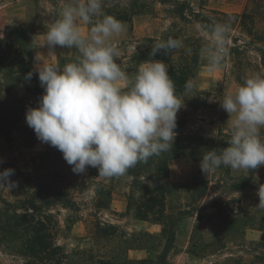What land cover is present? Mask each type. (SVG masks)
Returning a JSON list of instances; mask_svg holds the SVG:
<instances>
[{"label":"rangeland","instance_id":"obj_1","mask_svg":"<svg viewBox=\"0 0 264 264\" xmlns=\"http://www.w3.org/2000/svg\"><path fill=\"white\" fill-rule=\"evenodd\" d=\"M69 0H0V35L7 26L31 23L37 30L32 37L33 67L35 55L44 54L46 60L60 64L75 58L76 50L57 46L48 53L46 48H33L43 39L48 27L58 18L62 7ZM246 0H103L106 14L119 19L125 31L114 37L119 50L116 62L130 76L144 61H137L141 53L149 59L151 47L169 37L183 41V47L175 49L168 66L189 56H198L195 74L188 82L193 90L184 98V106L177 118H184V131L204 138H217L223 131L230 134L228 113L219 100L239 86L236 74L239 60L259 63V55L252 46L264 48V40L249 34L240 24V14ZM208 18L213 23L228 22L227 55L219 66L209 70L204 59L206 37L198 28L194 15ZM87 33L90 25L80 24ZM264 33V18L255 27ZM233 39L236 40L234 44ZM247 42L250 44L247 45ZM247 45V46H246ZM240 47V53L230 48ZM40 52V53H39ZM145 52V53H144ZM152 59V58H151ZM159 60V59H157ZM264 73V68H262ZM193 95V96H192ZM200 104L194 108L193 104ZM6 103L0 98V124L9 126V134L0 130V171L14 169L9 179L15 187L0 186V195L8 200L26 197L34 193L37 198L58 199L51 210L58 221L54 229V241L60 245L68 259L76 260L74 253L91 252L94 255L115 256L119 260L129 258L128 249H144V264H157L166 241L163 221L151 215L148 220L137 218L134 207H128V196L137 194L138 186L127 174L120 177L102 178L96 168L88 167L85 173L76 174L56 148L27 136L31 128L25 121L15 120L14 115L2 116ZM196 152L186 149L182 155L169 161V174L164 182L170 187L166 200V214L174 221V242L168 252L166 264H261L257 261L255 243L264 242V211L255 207L258 203L256 190L264 186V165L255 170L234 171L221 166L204 177L208 181L204 195L198 196L194 175L200 169V161L194 160ZM252 180L244 193L232 184L243 176ZM150 185L148 176L141 178ZM103 193L97 192L98 187ZM214 204H220L216 209ZM183 212V213H179ZM236 220L231 226L230 221ZM239 220V221H238ZM247 224H243L244 221ZM157 224L158 229L147 228ZM105 231L109 234L106 235ZM179 232V233H178ZM181 232V233H180ZM179 234V235H178ZM182 234V237H181ZM24 236L0 235V264H24L21 253Z\"/></svg>","mask_w":264,"mask_h":264},{"label":"clouds","instance_id":"obj_2","mask_svg":"<svg viewBox=\"0 0 264 264\" xmlns=\"http://www.w3.org/2000/svg\"><path fill=\"white\" fill-rule=\"evenodd\" d=\"M80 24L90 25L87 33ZM198 28L206 37L202 52L211 70L227 55L230 24ZM125 30L119 19L104 12L103 0H69L33 47L48 53L57 46L76 50L75 58L63 65L40 52L35 55L34 72L44 91L38 106L25 112L37 139L59 150L76 174L92 167L102 178L124 176L138 163L170 152L177 135L184 98L176 94L167 64L151 57L180 49L183 41L169 37L155 43L150 58L130 76L116 62L119 50L113 42ZM32 75L29 71L25 79L30 81ZM192 90L193 84L186 82L185 97ZM219 103L228 113L230 136L221 151L202 152L201 172L207 176L221 166L248 171L264 165V75L247 77ZM12 175V168L0 171V186L15 187ZM256 194L255 207L264 211V186L259 185Z\"/></svg>","mask_w":264,"mask_h":264},{"label":"trees","instance_id":"obj_3","mask_svg":"<svg viewBox=\"0 0 264 264\" xmlns=\"http://www.w3.org/2000/svg\"><path fill=\"white\" fill-rule=\"evenodd\" d=\"M190 13L200 25L212 24L210 19L199 18L196 12L191 11ZM260 18H264V0H246L240 14V24L249 34L256 33L257 39L264 40V33L258 34L255 31ZM36 30L37 28L31 23L23 22L7 26L3 39H0V98L3 103H6L2 116L7 113L14 115L13 123L19 120L25 121L27 108L38 106L39 98L44 91L33 67L32 37ZM233 42L236 44L235 39ZM248 44L250 42H247ZM250 49L258 53L259 63L253 64L248 60L238 61L236 79L239 85L251 75H264L262 72L264 48L254 45ZM230 51L240 53V47L233 46ZM174 53L175 49L170 50L166 55L161 51L151 58L168 61ZM146 56H149V52ZM134 58L137 61L146 60L142 52L135 54ZM197 60L198 56H189L169 66L168 73L175 84L177 95L184 91L185 83L194 76ZM59 61L60 65L64 63V57H60ZM29 71H33L30 81L25 79ZM199 104L196 101L193 107L196 108ZM184 122V118L176 119L175 132L177 135L170 152L162 153L159 157L154 156L147 163H138L127 172V175L133 178V183L138 186L137 194L132 193L128 196V207L133 206L137 218L141 220H148L151 215H154L156 221H163L164 224L166 241L157 264H166L168 252L174 242V221L165 212L166 200L170 194V187L164 182L169 174V161L180 157L186 149L196 152L194 160L200 161L201 154L205 150L216 149L219 152L226 147L230 136L223 131L217 133V138L207 139L194 133L188 134L184 131ZM10 129L11 124L6 127L0 124V130L6 132L7 135ZM261 133L264 138V129H261ZM27 136H35L32 128ZM143 176H148L150 185L143 183L141 179ZM251 177V175L243 176L237 183L232 184L233 188L244 193L245 187L252 180ZM207 183L201 169H198L194 175V185L198 196L205 194ZM97 192L103 193V188L98 187ZM58 201V199L37 198L34 193L26 197H16L13 200L0 195V235L24 236L21 245V253L25 257L24 264H65L67 261L68 255L54 241L53 233L58 221L51 210ZM214 207L221 209L220 204H214ZM248 221H244L243 224H247ZM235 223L236 220H231L229 224L233 226ZM258 226L261 229L264 223L259 222ZM105 234L109 235L106 231ZM255 246L259 254L257 261L264 264V242H256ZM77 256H79L78 259L70 260L66 264H144L146 261V259L131 258L119 260L115 256L106 257L94 255L91 252L74 253V257Z\"/></svg>","mask_w":264,"mask_h":264},{"label":"crops","instance_id":"obj_4","mask_svg":"<svg viewBox=\"0 0 264 264\" xmlns=\"http://www.w3.org/2000/svg\"><path fill=\"white\" fill-rule=\"evenodd\" d=\"M147 229L154 231V230L158 229V226H157V224H151V226H149ZM181 237H182V234H181ZM146 254H147V252L144 249L131 248V249H128V252H127L128 257L131 259H143L146 257Z\"/></svg>","mask_w":264,"mask_h":264}]
</instances>
